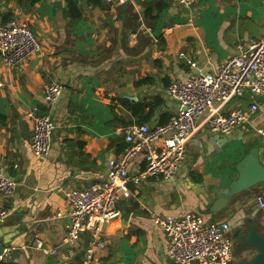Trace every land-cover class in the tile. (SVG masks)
Segmentation results:
<instances>
[{"label": "crops", "instance_id": "1", "mask_svg": "<svg viewBox=\"0 0 264 264\" xmlns=\"http://www.w3.org/2000/svg\"><path fill=\"white\" fill-rule=\"evenodd\" d=\"M193 1L204 10L190 15L192 26L187 28L181 22L187 15L184 5L174 0H128L121 5L116 0H103L101 5L78 0L82 17L75 23L64 14V0H0L4 17L35 23L43 42L40 51L16 65H7L0 55V114L4 116L0 165L5 164L17 182L14 194L4 202L11 213L0 227V240L8 249L2 259L7 264L82 263L89 230L79 242L65 243L69 205L64 190L104 180L109 159L123 150L122 122L133 123L135 118L118 97L137 101L161 94L164 101L148 123L159 124L163 113L172 116L178 108L166 91L168 81L193 71L181 52L205 70L215 71L237 52L239 43L246 45L264 34V0ZM157 4L165 8L154 19ZM212 4L220 6L216 15L204 12ZM149 7L152 13L145 15ZM52 79L64 88L55 103H48L45 86ZM253 98L246 92L228 106L248 105ZM34 105L56 123L47 156L35 155L30 147L29 111ZM263 124L264 105L230 136L204 126L188 141L187 156L174 178L131 180L130 196L121 199V214L104 228L111 242L96 251L94 264H176L168 257V237L153 214L176 217L193 212L209 221L215 214L209 207L217 197L216 189L238 176L236 163L241 158L234 159L228 148L223 149L226 142L237 137L248 150L254 145L261 149V136L248 131ZM144 167L138 155L130 164V174L137 175ZM259 197L264 194L252 196L249 189L238 193L216 212L222 214L220 218L210 222L228 220L233 232L239 218H251L264 232ZM127 209L131 211L125 218ZM233 238L237 242L235 232ZM37 239L57 252L37 247Z\"/></svg>", "mask_w": 264, "mask_h": 264}, {"label": "built area", "instance_id": "2", "mask_svg": "<svg viewBox=\"0 0 264 264\" xmlns=\"http://www.w3.org/2000/svg\"><path fill=\"white\" fill-rule=\"evenodd\" d=\"M128 0H116L118 5ZM190 6L193 0H174ZM230 55L215 71L205 70L184 52L193 70L186 76H173L166 85L167 93L178 102V108L164 123H132L122 128L125 147L108 161L107 176L82 188L65 189L69 205L65 243L79 242L89 230V241L81 264H94L96 251L105 248L111 239L104 232L106 223L119 217V199L130 196L129 182L148 176L174 178L187 156V143L200 129L207 126L213 133L229 135L249 122L264 105V34ZM41 50V44L31 27L18 17L4 19L0 7V55L7 65H16ZM0 80V88L2 86ZM64 85L50 80L45 86L44 99L55 103L62 95ZM246 92L253 95L250 104L228 106L234 99H242ZM32 123L30 147L37 156H47L52 148L55 120L42 113L38 105L29 111ZM264 151V127L257 128ZM142 155L144 169L130 174L133 159ZM17 187L5 164L0 165V227L11 209L4 202ZM264 207V198H258ZM61 215L57 213V216ZM155 224L169 240L168 257L176 264H231L235 257L232 226L228 220L208 222L204 216L185 212L180 216L153 214ZM36 246L48 252L37 239ZM8 251L6 249L5 253Z\"/></svg>", "mask_w": 264, "mask_h": 264}, {"label": "water", "instance_id": "3", "mask_svg": "<svg viewBox=\"0 0 264 264\" xmlns=\"http://www.w3.org/2000/svg\"><path fill=\"white\" fill-rule=\"evenodd\" d=\"M135 99V97H132ZM83 141L79 140V143ZM238 176L229 184L216 189L217 197L209 207L210 213H216L226 207L240 192L250 189L258 183L264 182V162L261 160V149L258 145L251 147L236 163ZM130 209H127L125 218ZM247 231L244 235L246 244L254 247L257 253L250 259L238 264H264V232L260 231L251 218L245 220ZM7 249V243L0 240V260Z\"/></svg>", "mask_w": 264, "mask_h": 264}, {"label": "rangeland", "instance_id": "4", "mask_svg": "<svg viewBox=\"0 0 264 264\" xmlns=\"http://www.w3.org/2000/svg\"><path fill=\"white\" fill-rule=\"evenodd\" d=\"M194 2L195 1H193V3ZM196 6L197 5L194 6V4H192L190 6H184V8H185L184 10L186 11L187 15H185L184 19H181L182 20L181 22H184L185 24H187V26H186L187 28H191V26H192L190 19H189L190 15L197 13V12H202V10H204V8H202V6H200L199 9H197ZM81 7H82V2H81ZM219 7L220 6H217V4H212L210 9H206L204 12L216 15V13L219 10ZM29 26L31 27V29L33 30L35 35L37 36L40 44H43L42 39H41L42 35H41V32L38 29L37 25L32 22V23H30ZM213 26H214V28L216 27V25H213ZM242 104H244V103H242ZM263 126H264V124H263ZM257 128L258 127H256V126L251 127V129L248 131V133L250 135H255L256 137H258ZM235 129L233 131H235ZM226 143H227V145L223 149L225 150V148L226 149L228 148L229 152L232 154L234 159L242 158L248 150L246 143L242 139H239L237 137L233 138L232 141L228 140ZM261 160L264 162V151H261ZM249 192L252 193V196H254L257 193L264 194V182L256 184L251 189H249ZM120 203H121V199H119V201H118L119 206H120ZM221 215L222 214H219V213L212 214L211 215L212 217L211 216L209 217L210 219L208 222H210V220H217L218 218H220ZM243 218L244 217L239 218L238 221L233 223V232H235L237 242L234 239L235 258L231 264H238V263L244 262V261L250 259L251 257H253L257 253V250L254 247L246 244L244 241V235L247 231V227L245 225V219H243Z\"/></svg>", "mask_w": 264, "mask_h": 264}, {"label": "trees", "instance_id": "5", "mask_svg": "<svg viewBox=\"0 0 264 264\" xmlns=\"http://www.w3.org/2000/svg\"><path fill=\"white\" fill-rule=\"evenodd\" d=\"M28 1L32 3H36L38 1H43V0H28ZM87 1L94 5L103 4V0H87ZM64 2H65L64 14L69 18V21L71 23H75L79 21L82 17V9H81V6L78 0H64ZM155 8H156V13H154V15L151 16V18H154V19L159 17L160 12L164 10L165 5L162 6L160 4H157ZM152 9H153L152 7H149L145 11V15L151 14ZM4 19L7 20L8 18L5 16ZM137 83H139V81H137ZM118 100L121 103V105L126 110H128L131 113V115H133V117L135 118L134 122L136 123H149L150 121H152L155 115L156 109L159 106H161L164 101L163 97L159 93L151 97V99L143 98V99H139L135 101L127 97H118ZM3 117L4 116L0 114V121L3 120ZM170 117L171 116L168 113H163L160 116L158 123L159 124L164 123L168 121ZM120 119H123V118H120ZM122 123L125 126L132 124V123H128L127 121H123ZM0 264H7V261L4 259H1Z\"/></svg>", "mask_w": 264, "mask_h": 264}, {"label": "flooded vegetation", "instance_id": "6", "mask_svg": "<svg viewBox=\"0 0 264 264\" xmlns=\"http://www.w3.org/2000/svg\"><path fill=\"white\" fill-rule=\"evenodd\" d=\"M235 258V257H234Z\"/></svg>", "mask_w": 264, "mask_h": 264}]
</instances>
